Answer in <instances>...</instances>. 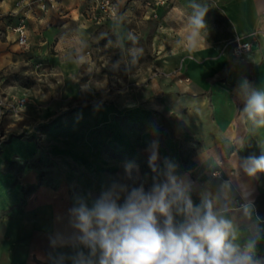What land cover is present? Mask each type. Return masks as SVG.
Returning a JSON list of instances; mask_svg holds the SVG:
<instances>
[{"label": "crops", "instance_id": "obj_1", "mask_svg": "<svg viewBox=\"0 0 264 264\" xmlns=\"http://www.w3.org/2000/svg\"><path fill=\"white\" fill-rule=\"evenodd\" d=\"M15 1L0 0L2 13H14L0 20V70L35 61L46 67L45 74L58 76L52 85L62 82L63 94L38 109L37 122L48 120L42 135H34L31 125L22 129L24 135L0 143V264H53L57 253L71 254L80 236L72 212L78 199L91 206L114 182L150 187L153 142L158 163L167 158L177 166L176 175L191 182L195 204L202 192L218 194L231 181L235 207L243 202L239 185H244L254 217L264 220V173L249 177L239 167L242 158L264 150V129L253 131L244 122V104L235 92L245 79L264 88V0H196L209 8L208 36L201 31L192 39L193 0H170L156 17L145 0H121L118 18L100 23L90 17L89 1L57 0L54 8L34 14L16 9ZM24 15L27 49L10 29ZM132 20L155 25L148 80L109 102L85 100L67 79L89 59L90 36L106 25L126 39L125 23ZM235 37L252 41L245 57L232 55ZM128 163L135 166L131 175ZM224 196L231 193L224 190ZM236 216L243 243L250 221L240 212ZM255 257L264 260V233Z\"/></svg>", "mask_w": 264, "mask_h": 264}, {"label": "clouds", "instance_id": "obj_2", "mask_svg": "<svg viewBox=\"0 0 264 264\" xmlns=\"http://www.w3.org/2000/svg\"><path fill=\"white\" fill-rule=\"evenodd\" d=\"M190 6L189 39L201 31L208 36L205 17L209 8L196 0ZM129 39L136 38L130 35ZM235 92L244 104V122L253 131L264 129V88L254 87L245 79ZM158 161V145L153 142L148 165L154 176L147 189L143 183L129 186L114 182L91 206L78 199L72 212L79 241L71 245V254L54 255L53 264H264L255 257L264 220L254 217V204L244 185H239L243 201L239 209L234 205L231 181L224 182L218 194L202 192L200 203L195 204L191 182L178 177L177 166L167 158L162 166ZM133 167L126 164V173L131 175ZM239 167L249 177L264 173V150L259 156L242 158ZM224 190L231 197H225ZM237 212L250 221L243 243ZM177 216L182 220L177 221ZM59 244L66 246L65 241Z\"/></svg>", "mask_w": 264, "mask_h": 264}, {"label": "rangeland", "instance_id": "obj_3", "mask_svg": "<svg viewBox=\"0 0 264 264\" xmlns=\"http://www.w3.org/2000/svg\"><path fill=\"white\" fill-rule=\"evenodd\" d=\"M169 2L170 0H167L165 5ZM12 16L0 11V20ZM125 24L126 39H120L113 29L106 25L97 26L86 48V57L89 59L80 63L76 74L68 77L69 83L73 84L75 91L85 100L98 98L109 102L117 94L127 93L132 87L143 85L148 80L154 59L155 25L143 20H132ZM130 35L136 38L135 41L129 39ZM45 68L43 65H36L35 61L25 60L0 70V96L12 99L24 96L29 101L21 113L22 116H3V130H7V127L12 130L6 133V138L24 135L25 131L22 129L28 130L31 125L34 126V135H42L41 133L45 132L48 120L37 122V111L47 109L48 101L53 99V96L61 99L63 94L62 82L52 85L56 83L55 78L58 76L45 74ZM62 81H65L64 78ZM24 125L25 127H22ZM20 127L21 131H18Z\"/></svg>", "mask_w": 264, "mask_h": 264}, {"label": "built area", "instance_id": "obj_4", "mask_svg": "<svg viewBox=\"0 0 264 264\" xmlns=\"http://www.w3.org/2000/svg\"><path fill=\"white\" fill-rule=\"evenodd\" d=\"M89 1L92 6L90 9V17L95 23L105 22L108 20H116L120 13L121 0H85ZM167 0H145L144 6L150 11L152 17L157 16V9L164 5ZM57 0H16L15 8L24 9L27 13L34 14L36 10L45 11L55 7ZM36 4V5H35ZM14 13H10L12 15ZM27 16L19 18L18 22L11 26L10 29L17 34L16 42L23 48H28L27 42ZM252 41H243L239 37H235L232 46V55L236 58L245 57L251 51ZM29 104L24 96L20 97H1L0 96V143L5 141L6 132L2 128V118L6 114L11 117H19L23 109Z\"/></svg>", "mask_w": 264, "mask_h": 264}]
</instances>
